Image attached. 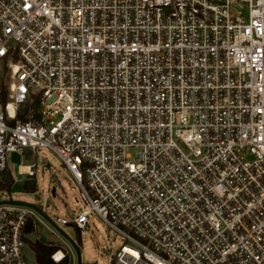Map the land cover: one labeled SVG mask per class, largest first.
Instances as JSON below:
<instances>
[{
  "label": "built area",
  "instance_id": "built-area-1",
  "mask_svg": "<svg viewBox=\"0 0 264 264\" xmlns=\"http://www.w3.org/2000/svg\"><path fill=\"white\" fill-rule=\"evenodd\" d=\"M39 149L110 264H264V0H0V173ZM32 214L0 206V264Z\"/></svg>",
  "mask_w": 264,
  "mask_h": 264
},
{
  "label": "rangeland",
  "instance_id": "rangeland-1",
  "mask_svg": "<svg viewBox=\"0 0 264 264\" xmlns=\"http://www.w3.org/2000/svg\"><path fill=\"white\" fill-rule=\"evenodd\" d=\"M9 157V169L14 177V184L8 194H0V201L8 196L14 200L33 204L63 232L62 234L46 218L27 208L33 213L36 229L32 234H28V242L24 250L28 263L37 264L31 243L39 237L46 243L59 245L62 251L69 254L71 264H77L76 252L65 237L67 236L79 245L82 264H110L116 252L126 242L113 227L92 213L89 216L90 226L79 238L75 227L58 223V218L69 219L82 209L79 184L63 165L60 157L46 149H39L36 156L27 155L23 163L35 166L33 177L19 174L20 157L15 154ZM26 181L35 184L34 191L24 189Z\"/></svg>",
  "mask_w": 264,
  "mask_h": 264
},
{
  "label": "trees",
  "instance_id": "trees-1",
  "mask_svg": "<svg viewBox=\"0 0 264 264\" xmlns=\"http://www.w3.org/2000/svg\"><path fill=\"white\" fill-rule=\"evenodd\" d=\"M13 184H14V177L10 170H5L0 173V194L1 193L8 194ZM24 189L26 191H34L35 184L33 182L26 181L24 183ZM69 225L74 227L73 224H69ZM35 231H36L35 220L34 217L32 216L30 217L29 222L26 226L25 233L32 234ZM77 231H78V236L80 238L81 231L78 229ZM26 241L28 242V239H26ZM79 244H81L80 240H79ZM31 248L35 252L37 264H71L69 254H67L66 257L60 262H55L52 259L51 256L53 253H55L58 250H62V248L59 245L53 243H46L38 237L35 242L31 243Z\"/></svg>",
  "mask_w": 264,
  "mask_h": 264
},
{
  "label": "water",
  "instance_id": "water-1",
  "mask_svg": "<svg viewBox=\"0 0 264 264\" xmlns=\"http://www.w3.org/2000/svg\"><path fill=\"white\" fill-rule=\"evenodd\" d=\"M1 205H12V206H17V207L30 208V209L34 210L35 212H37L38 214H40L41 216H43L44 218H46L58 231H60L63 234V232L50 219H48V217L43 213V211L33 204H29V203L19 201V200H14L12 197H10L8 199L1 200L0 206ZM65 237L68 239V241L72 245L74 251L76 252L77 264H82V256H81V251H80L79 245L76 242H74L73 240H71L69 237H67V236H65Z\"/></svg>",
  "mask_w": 264,
  "mask_h": 264
},
{
  "label": "bare ground",
  "instance_id": "bare-ground-1",
  "mask_svg": "<svg viewBox=\"0 0 264 264\" xmlns=\"http://www.w3.org/2000/svg\"><path fill=\"white\" fill-rule=\"evenodd\" d=\"M23 170H26V168H23Z\"/></svg>",
  "mask_w": 264,
  "mask_h": 264
},
{
  "label": "crops",
  "instance_id": "crops-1",
  "mask_svg": "<svg viewBox=\"0 0 264 264\" xmlns=\"http://www.w3.org/2000/svg\"><path fill=\"white\" fill-rule=\"evenodd\" d=\"M29 236V235H28Z\"/></svg>",
  "mask_w": 264,
  "mask_h": 264
}]
</instances>
